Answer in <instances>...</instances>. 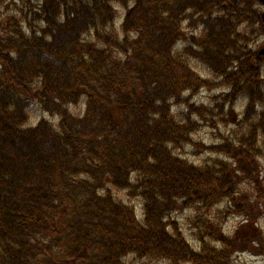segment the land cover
I'll return each instance as SVG.
<instances>
[{"label":"trees","instance_id":"1","mask_svg":"<svg viewBox=\"0 0 264 264\" xmlns=\"http://www.w3.org/2000/svg\"><path fill=\"white\" fill-rule=\"evenodd\" d=\"M117 5L128 8L119 30ZM260 6L38 0L37 23L0 21V264H234L236 249L251 248L237 245L220 217L197 216L204 233L193 245L173 215L222 204L230 214L248 181L259 194L252 202L239 193L238 212L259 216L264 60L253 44L264 30ZM216 87L226 90L221 114L224 104H247L234 138L220 135L224 144L207 146L194 141L201 125L192 117L211 111L191 100ZM35 104L59 118L57 129L46 119L30 125ZM184 105L188 113H175ZM191 143L218 158L197 165L176 153Z\"/></svg>","mask_w":264,"mask_h":264},{"label":"rangeland","instance_id":"2","mask_svg":"<svg viewBox=\"0 0 264 264\" xmlns=\"http://www.w3.org/2000/svg\"><path fill=\"white\" fill-rule=\"evenodd\" d=\"M38 0H4L0 4V21L6 26L7 21L10 17H18L22 18L25 25L28 23L33 24L37 23L35 20L34 11L37 9ZM117 9L119 12L118 21L116 23L117 29H120V25L122 20L127 12V7L123 5H117ZM260 29V28H259ZM191 33L193 30L190 29ZM259 36L256 39V42L253 44V48L256 51L260 50L264 47V31H259ZM194 35H197V30L194 31ZM191 40H193L191 38ZM190 40V41H191ZM193 68L198 71L204 78H211L212 74L207 68L199 63L198 61H193ZM264 71V68H263ZM218 81V80H217ZM219 82V81H218ZM226 90L222 87H216L214 89H203L199 93L195 94L192 97L191 102L202 106L205 105L209 107L211 113L207 114L206 119L200 118L199 116H193L192 118L197 120L201 125L198 132L193 136L194 141L198 143H203L207 146H218L224 144V138L228 137L229 139H233L234 136L231 134L240 129V122L244 117V107L247 104L246 100H239L235 103V106L230 108L228 104H224V113L221 114L219 104L223 103V95ZM245 98V97H244ZM188 106L184 105V107H175V113L179 114L181 111L188 113ZM255 112V111H254ZM30 119L31 125L38 124L42 119H49L51 115L45 112L40 108L39 105L35 104L30 109ZM223 119V120H222ZM224 119H227L225 122ZM257 121V120H255ZM222 135V137H220ZM176 153L181 157L189 160L191 163L197 165H203L206 163H211L213 159H217L218 155L213 151H202L198 150L193 143L185 145L184 147L177 148ZM261 177L263 178L264 183V159L261 160ZM253 184L248 181H243L240 188L244 191H250L252 189ZM114 193L121 197L125 202L129 204L137 205L136 197H132L128 194V191L124 190H116L113 189ZM253 201V198H252ZM229 206V205H228ZM229 207H226L224 204L211 208H195V209H184L177 211L173 218L179 223L180 227L185 231L188 239L193 245L198 244L197 236L204 233L203 230H198L197 227V216H200L203 220L210 218L214 220V218L220 217L221 219H225L224 221V232H226L230 237H233L235 243L238 242L237 245L249 243L250 238L254 235L256 231L257 225L252 224L250 227H245L241 223L245 221L242 219V216H234L236 214V210H233L230 214H227V210ZM264 210V205H263ZM264 227V219L261 222ZM260 224V225H262ZM238 235L239 239L234 235ZM237 245H235L237 247ZM256 248V247H255ZM264 244L256 249L259 253H264ZM255 249L253 250H242L240 252H233L232 260L235 264H264V256L259 255Z\"/></svg>","mask_w":264,"mask_h":264},{"label":"water","instance_id":"3","mask_svg":"<svg viewBox=\"0 0 264 264\" xmlns=\"http://www.w3.org/2000/svg\"><path fill=\"white\" fill-rule=\"evenodd\" d=\"M261 2L264 5V0H261ZM263 22H264V12H263ZM260 54L264 56V48L260 51Z\"/></svg>","mask_w":264,"mask_h":264}]
</instances>
